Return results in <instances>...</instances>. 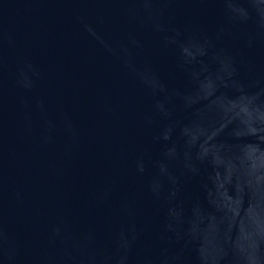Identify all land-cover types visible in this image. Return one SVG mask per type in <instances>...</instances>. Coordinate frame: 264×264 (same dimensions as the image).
<instances>
[{
    "label": "water",
    "instance_id": "obj_1",
    "mask_svg": "<svg viewBox=\"0 0 264 264\" xmlns=\"http://www.w3.org/2000/svg\"><path fill=\"white\" fill-rule=\"evenodd\" d=\"M0 264H264V0H0Z\"/></svg>",
    "mask_w": 264,
    "mask_h": 264
}]
</instances>
